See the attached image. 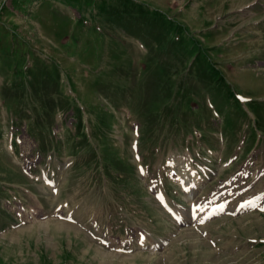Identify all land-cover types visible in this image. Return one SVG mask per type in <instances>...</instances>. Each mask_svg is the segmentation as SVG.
<instances>
[{
	"label": "rangeland",
	"instance_id": "obj_1",
	"mask_svg": "<svg viewBox=\"0 0 264 264\" xmlns=\"http://www.w3.org/2000/svg\"><path fill=\"white\" fill-rule=\"evenodd\" d=\"M257 133L264 0H0V264H264V214L154 198L186 218V161L200 212L246 205Z\"/></svg>",
	"mask_w": 264,
	"mask_h": 264
},
{
	"label": "snow or ice",
	"instance_id": "obj_2",
	"mask_svg": "<svg viewBox=\"0 0 264 264\" xmlns=\"http://www.w3.org/2000/svg\"><path fill=\"white\" fill-rule=\"evenodd\" d=\"M241 99H243V98H241ZM135 147V146H134ZM137 159H139V157H137ZM141 174L143 175L144 174V172H145V170L143 169V168H141ZM261 199H264V197H261ZM248 203H252V202H248ZM242 207H244V206H246V205H241ZM262 211H264V208H262L261 209Z\"/></svg>",
	"mask_w": 264,
	"mask_h": 264
}]
</instances>
